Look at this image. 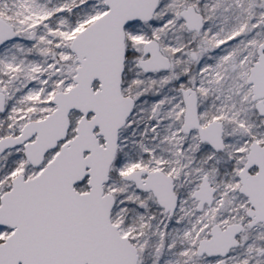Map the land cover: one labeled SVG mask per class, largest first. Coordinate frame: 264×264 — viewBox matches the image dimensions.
<instances>
[{
    "label": "snow or ice",
    "instance_id": "obj_1",
    "mask_svg": "<svg viewBox=\"0 0 264 264\" xmlns=\"http://www.w3.org/2000/svg\"><path fill=\"white\" fill-rule=\"evenodd\" d=\"M0 264H264V0H0Z\"/></svg>",
    "mask_w": 264,
    "mask_h": 264
}]
</instances>
